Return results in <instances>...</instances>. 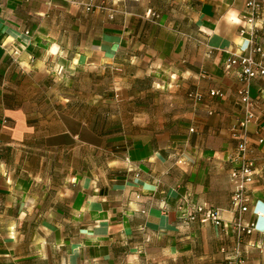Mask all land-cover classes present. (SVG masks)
<instances>
[{"label": "crops", "instance_id": "1", "mask_svg": "<svg viewBox=\"0 0 264 264\" xmlns=\"http://www.w3.org/2000/svg\"><path fill=\"white\" fill-rule=\"evenodd\" d=\"M246 7L0 0V223L37 224L58 251L42 264H229L244 105L226 62L249 54ZM258 25L264 49V14ZM250 94L257 174L244 218L256 229L244 235L245 264H264V77ZM183 196L220 209L223 227L186 222ZM5 249L11 264L24 257Z\"/></svg>", "mask_w": 264, "mask_h": 264}, {"label": "built area", "instance_id": "2", "mask_svg": "<svg viewBox=\"0 0 264 264\" xmlns=\"http://www.w3.org/2000/svg\"><path fill=\"white\" fill-rule=\"evenodd\" d=\"M90 9V6H88ZM264 14V0H247L246 11L243 15L245 27L241 29V35H249V54L232 53L226 62L228 68H238V76L242 83L238 94L241 96L244 105V115L238 123L239 141L237 145L238 165L232 171V182L234 190L231 198V205L237 211L234 222L237 239L229 257V264H245L246 256L244 251V235L252 234L256 227L255 222H248L244 214L250 211L252 203L251 186L255 182L257 168L250 154L253 148L249 141V124L254 119V102L250 94V84L258 77H264V49L258 43L259 22L262 21ZM18 53V52H16ZM256 56H259L258 58ZM217 96H221L220 91H213ZM189 97L196 102L203 101V94L195 92ZM263 142V139H260ZM186 159H179V163H186ZM258 173L264 176V162L261 164ZM137 177L140 175L137 174ZM181 217L186 222L199 221L200 223H212L221 228L224 225L220 209L208 208L197 203H193L188 196H183L177 207Z\"/></svg>", "mask_w": 264, "mask_h": 264}, {"label": "rangeland", "instance_id": "3", "mask_svg": "<svg viewBox=\"0 0 264 264\" xmlns=\"http://www.w3.org/2000/svg\"><path fill=\"white\" fill-rule=\"evenodd\" d=\"M37 224H29L25 225L22 224L19 228L20 224H10L7 222H1L0 223V234L3 236V238H0V252H4L5 248H11L18 246L17 252L18 256H24L20 258L18 261L19 264H28L26 261H20L24 258H26L27 252H30L31 254H34V260L31 261L33 264H42L44 260V256L47 258L51 257V255L54 256V263L58 259V251L56 248H54L52 251L48 247H44V234L43 232L37 228ZM22 229V238L18 239V230ZM12 230V235L14 236V239H6V235L9 234V231ZM21 237V236H20ZM52 259V258H51ZM25 260V259H24ZM13 262V261H12ZM31 263V264H32ZM0 264H11L10 261H8V257L6 256H0ZM30 264V263H29ZM47 264H53L47 263Z\"/></svg>", "mask_w": 264, "mask_h": 264}]
</instances>
